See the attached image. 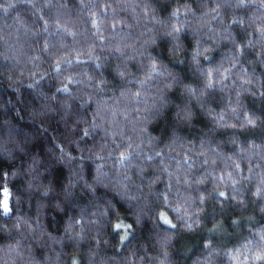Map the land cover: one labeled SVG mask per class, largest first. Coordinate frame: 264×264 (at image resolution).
Returning a JSON list of instances; mask_svg holds the SVG:
<instances>
[{
    "label": "clouds",
    "instance_id": "1",
    "mask_svg": "<svg viewBox=\"0 0 264 264\" xmlns=\"http://www.w3.org/2000/svg\"><path fill=\"white\" fill-rule=\"evenodd\" d=\"M18 2L0 264H264V0Z\"/></svg>",
    "mask_w": 264,
    "mask_h": 264
},
{
    "label": "trees",
    "instance_id": "2",
    "mask_svg": "<svg viewBox=\"0 0 264 264\" xmlns=\"http://www.w3.org/2000/svg\"><path fill=\"white\" fill-rule=\"evenodd\" d=\"M7 3H14L15 7H12L7 14H5L2 10H0V25L4 24H14L17 20L21 22L30 21V9L26 4H21L18 0H0V4L6 5ZM226 57L225 61L226 62ZM219 66V65H218ZM0 134H2V130H0ZM261 142H264V133H260ZM256 159V157H253ZM3 165H0L2 167ZM176 243H181V241H176ZM198 247V242L195 238L192 239L191 243L184 249V254L186 256L192 255V253ZM193 264H202V257L196 256Z\"/></svg>",
    "mask_w": 264,
    "mask_h": 264
},
{
    "label": "snow or ice",
    "instance_id": "3",
    "mask_svg": "<svg viewBox=\"0 0 264 264\" xmlns=\"http://www.w3.org/2000/svg\"><path fill=\"white\" fill-rule=\"evenodd\" d=\"M5 210H7V203L5 202ZM162 219L164 220L165 223H167V218L166 217H162Z\"/></svg>",
    "mask_w": 264,
    "mask_h": 264
}]
</instances>
